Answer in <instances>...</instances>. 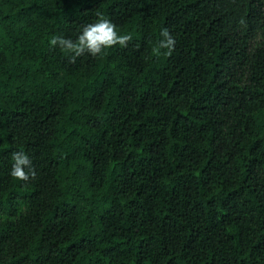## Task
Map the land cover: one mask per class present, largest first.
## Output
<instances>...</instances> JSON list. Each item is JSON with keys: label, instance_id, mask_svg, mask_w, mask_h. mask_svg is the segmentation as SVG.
<instances>
[{"label": "trees", "instance_id": "trees-1", "mask_svg": "<svg viewBox=\"0 0 264 264\" xmlns=\"http://www.w3.org/2000/svg\"><path fill=\"white\" fill-rule=\"evenodd\" d=\"M0 264H264V0H0Z\"/></svg>", "mask_w": 264, "mask_h": 264}, {"label": "clouds", "instance_id": "clouds-1", "mask_svg": "<svg viewBox=\"0 0 264 264\" xmlns=\"http://www.w3.org/2000/svg\"><path fill=\"white\" fill-rule=\"evenodd\" d=\"M97 16L98 19L94 23L86 24L80 29L75 39L53 35L48 41L49 47L59 48L68 54L72 63L85 54L95 58L116 46L126 48L133 39L132 35L121 33L115 24L99 13ZM159 35L161 38L153 51L157 55H171L176 46L175 37L166 28H162ZM11 160L8 174L13 180L27 181L29 178H35L36 171L32 159L26 152H13Z\"/></svg>", "mask_w": 264, "mask_h": 264}]
</instances>
